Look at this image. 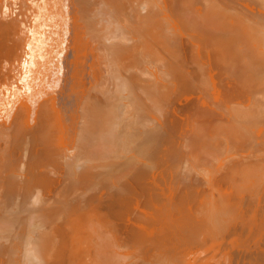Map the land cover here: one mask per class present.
I'll return each mask as SVG.
<instances>
[{
	"label": "bare ground",
	"instance_id": "bare-ground-1",
	"mask_svg": "<svg viewBox=\"0 0 264 264\" xmlns=\"http://www.w3.org/2000/svg\"><path fill=\"white\" fill-rule=\"evenodd\" d=\"M0 264H264V0H0Z\"/></svg>",
	"mask_w": 264,
	"mask_h": 264
},
{
	"label": "rangeland",
	"instance_id": "rangeland-1",
	"mask_svg": "<svg viewBox=\"0 0 264 264\" xmlns=\"http://www.w3.org/2000/svg\"><path fill=\"white\" fill-rule=\"evenodd\" d=\"M199 3H200V5L202 4L201 2H199ZM202 6H203V5H202ZM239 6H242V4H240ZM198 8H199V6H198ZM199 9H201L200 12H202V8L200 7ZM190 18H191L192 21H193V20H195V18H197V17H190ZM196 20H197V19H196ZM194 23L196 24L197 21H196V22L193 21V24H194ZM195 24H194V25H195ZM215 81H216V78H215ZM221 82H222V81H221ZM200 84H202V83L200 82ZM198 85H199V83H198ZM198 85H197V86H198ZM200 86H202V87L204 88V83H203V85H200ZM200 86H198V88H200ZM202 87H201V89H202ZM201 89H199V90L201 91ZM205 89H206V87H205ZM205 89H203V90H205ZM195 90H196V89H195ZM202 92H203V91H202ZM202 92L199 93V94H193V95L191 94V96H189V99H190V98L193 99V97H195L197 100L194 99L193 102H197V101H199V102H197V103H199V104H198V108L202 105V106L205 108L206 111H207V110L213 111V113H211V114L214 115V113H215V115L212 117L211 114H210V115H209V118H207V119H209V120L211 119L210 121H211L212 123H213V121L217 122V121H216V120H218L217 118H221L222 115H223V107H224V104H223V103H224V101H223L222 99H220V98H222V97H221L222 94H221V92H220L217 98H211V99H210L211 101L209 100V101H210V102H209V101H208V98H207V100H206L205 96L202 98ZM204 92H205V91H204ZM220 94H221V95H220ZM194 95H195V96H194ZM192 96H193V97H192ZM199 97H201L200 100H199ZM204 98H205V99H204ZM164 104H165V106H164ZM194 105H195V107L197 106L196 103H194ZM194 105H192V110H193V111H191V113H192L193 115L190 113V116L193 118V121H194V118H195L196 120H199V121H200L201 126L207 125L210 121L208 120L209 122L207 123V122L203 119V118L205 117L204 113H205L206 111L203 110V111H204V113H203L202 111H198V110H201V109H198V108L196 107V108L198 109V110H197L198 112H197L195 109H193V108H194ZM202 106H201L200 108H202ZM205 106H207V107H205ZM176 108H177V107H173L170 103H168V104H167L166 102L163 103V109H165V112H166V110H168V111L170 112V111H172V110L175 109L174 111H175V112L178 111L177 113H179V110L176 109ZM206 108H207V109H206ZM208 108H209V109H208ZM212 109H214V110H212ZM221 109H222V110H221ZM194 111H196L195 114H194ZM163 112H164V111H163ZM208 112H209V111H208ZM208 112L205 113L206 116H208V115H207V114H209ZM200 113H202V114H200ZM197 114L200 115V116H198ZM216 115H218V116H216ZM202 117H203V118H202ZM210 117H211V118H210ZM216 117H217V118H216ZM192 118H190V119L192 120ZM214 118H215V120H214ZM205 119H206V118H205ZM207 119H206V120H207ZM212 119H213V121H212ZM202 120H204V121H202ZM186 121H187V119H186ZM204 122H206L207 124H206V123L204 124ZM215 122H214V123H215ZM210 124H211V123H210ZM185 135H186V136H185ZM188 135H189V134H188ZM190 136H193L192 133H190ZM190 136L187 137V133H186V134L184 133V135L182 136V139H183V138H184V139H185V138H187V139L189 138V141H191V139L194 140V138H193V137L190 138ZM184 139H183V140H184ZM187 139H186V140H187ZM187 141H188V140H187ZM193 150H194V149H193ZM186 151H187V149H186ZM109 179H110V180H109ZM109 179L107 178V180H106V179H103V180H106V182H107V181L110 182V181L112 180V178L109 177ZM101 180H102V179H101ZM100 182H101V181H100ZM101 183H102V182H101ZM104 183H105V182H104ZM106 184H107V183H106ZM103 222H104V221H103ZM104 223H105V222H104Z\"/></svg>",
	"mask_w": 264,
	"mask_h": 264
}]
</instances>
